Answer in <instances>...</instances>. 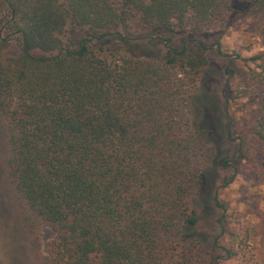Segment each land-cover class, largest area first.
<instances>
[{
    "label": "trees",
    "instance_id": "1",
    "mask_svg": "<svg viewBox=\"0 0 264 264\" xmlns=\"http://www.w3.org/2000/svg\"><path fill=\"white\" fill-rule=\"evenodd\" d=\"M248 13H264V0H0L8 175L28 226L54 232L43 264L238 256L221 242L227 208L217 195L222 231L208 244L200 230L196 200L208 193L222 123L196 94L211 54L226 57L204 28ZM226 72L234 73L230 63ZM248 76L264 93V79ZM260 105L264 161V98ZM231 125L222 128L235 141ZM249 151L241 144L237 159Z\"/></svg>",
    "mask_w": 264,
    "mask_h": 264
},
{
    "label": "rangeland",
    "instance_id": "2",
    "mask_svg": "<svg viewBox=\"0 0 264 264\" xmlns=\"http://www.w3.org/2000/svg\"><path fill=\"white\" fill-rule=\"evenodd\" d=\"M204 32L206 42H221L226 57L211 54L208 72L196 94L202 106L215 108L222 123L216 143H211L216 153L208 193L196 200L200 230L206 234L208 244L222 231L217 220L224 212L213 201L217 195L227 208L224 224L228 230L221 242L238 252L234 259L221 264H264V161L258 155L262 146L255 134L264 93L248 76L254 70L264 79V59L243 61L264 57V13H248L233 22L230 18L222 20L206 26ZM229 63L234 70L232 75L226 72ZM228 120L232 121L235 141L223 131ZM241 144L243 149L251 150L248 159H237ZM208 146L199 156L202 164L210 155ZM10 150L8 127L0 117V264H43L54 232L42 224L30 228L26 223L25 209L8 175ZM226 159L232 165L230 170L220 168ZM227 182L230 183L217 189Z\"/></svg>",
    "mask_w": 264,
    "mask_h": 264
}]
</instances>
